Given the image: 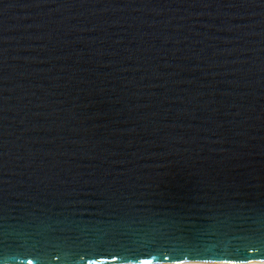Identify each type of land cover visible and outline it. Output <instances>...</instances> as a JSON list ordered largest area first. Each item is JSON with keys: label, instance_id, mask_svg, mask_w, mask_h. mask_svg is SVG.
Returning a JSON list of instances; mask_svg holds the SVG:
<instances>
[{"label": "water", "instance_id": "95a60500", "mask_svg": "<svg viewBox=\"0 0 264 264\" xmlns=\"http://www.w3.org/2000/svg\"><path fill=\"white\" fill-rule=\"evenodd\" d=\"M264 264V0H0V264Z\"/></svg>", "mask_w": 264, "mask_h": 264}, {"label": "bare ground", "instance_id": "6f19581e", "mask_svg": "<svg viewBox=\"0 0 264 264\" xmlns=\"http://www.w3.org/2000/svg\"><path fill=\"white\" fill-rule=\"evenodd\" d=\"M161 264H212V263H205L201 261H185V262H173V263H161ZM215 264H222V263H215Z\"/></svg>", "mask_w": 264, "mask_h": 264}, {"label": "snow or ice", "instance_id": "6c2138e0", "mask_svg": "<svg viewBox=\"0 0 264 264\" xmlns=\"http://www.w3.org/2000/svg\"><path fill=\"white\" fill-rule=\"evenodd\" d=\"M143 264H150V262H148V261H145V262H143Z\"/></svg>", "mask_w": 264, "mask_h": 264}]
</instances>
